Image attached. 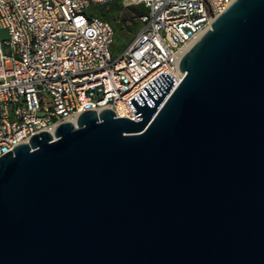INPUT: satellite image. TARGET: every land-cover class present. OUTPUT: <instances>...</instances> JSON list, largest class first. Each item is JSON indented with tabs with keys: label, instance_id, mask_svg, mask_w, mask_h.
I'll return each instance as SVG.
<instances>
[{
	"label": "water",
	"instance_id": "obj_1",
	"mask_svg": "<svg viewBox=\"0 0 264 264\" xmlns=\"http://www.w3.org/2000/svg\"><path fill=\"white\" fill-rule=\"evenodd\" d=\"M179 70L0 157V264H264V0Z\"/></svg>",
	"mask_w": 264,
	"mask_h": 264
},
{
	"label": "built area",
	"instance_id": "obj_2",
	"mask_svg": "<svg viewBox=\"0 0 264 264\" xmlns=\"http://www.w3.org/2000/svg\"><path fill=\"white\" fill-rule=\"evenodd\" d=\"M234 0H0V157L79 114L110 109L136 118L128 101L179 62ZM143 9L124 49L93 8Z\"/></svg>",
	"mask_w": 264,
	"mask_h": 264
},
{
	"label": "rangeland",
	"instance_id": "obj_3",
	"mask_svg": "<svg viewBox=\"0 0 264 264\" xmlns=\"http://www.w3.org/2000/svg\"><path fill=\"white\" fill-rule=\"evenodd\" d=\"M134 6H126L122 3H111L104 7L107 11L108 19L115 29L114 47L111 48V54L114 56L116 50L124 49L134 38L137 31L136 16L138 15Z\"/></svg>",
	"mask_w": 264,
	"mask_h": 264
},
{
	"label": "trees",
	"instance_id": "obj_4",
	"mask_svg": "<svg viewBox=\"0 0 264 264\" xmlns=\"http://www.w3.org/2000/svg\"><path fill=\"white\" fill-rule=\"evenodd\" d=\"M106 5H108V4H106ZM106 5H101V6H97V7L93 8V11H94L95 15L100 17L103 20H107L108 19L107 11L104 10V7ZM133 9H134V11L137 14H140L143 11V9L141 7L134 6Z\"/></svg>",
	"mask_w": 264,
	"mask_h": 264
}]
</instances>
